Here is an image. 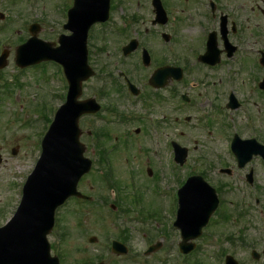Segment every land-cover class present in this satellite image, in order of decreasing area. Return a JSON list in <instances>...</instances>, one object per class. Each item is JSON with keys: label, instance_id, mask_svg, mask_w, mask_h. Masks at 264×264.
Masks as SVG:
<instances>
[{"label": "rangeland", "instance_id": "374dc122", "mask_svg": "<svg viewBox=\"0 0 264 264\" xmlns=\"http://www.w3.org/2000/svg\"><path fill=\"white\" fill-rule=\"evenodd\" d=\"M150 3L151 0H111L110 26L102 28L98 23L92 25L88 37L89 63L97 73L83 83L81 98L94 96L105 106H110L112 111L123 112L124 115L131 116L135 111L146 114L141 104L137 107L131 104L125 106L128 101L124 97L122 81L116 71L121 65L126 66L141 87L147 84L156 66L154 63L151 67H145L134 56L127 59L120 57V43L125 45L131 38H140L154 53H164L161 33L172 34L173 28L171 24L164 28L152 24L154 13ZM70 4V0H0V12L5 15L3 20L0 19V41L5 42V37L10 38L4 44L10 50L8 64L0 70L2 80L7 82L5 87L0 86V225L11 215L9 210L16 207L19 187L15 186V182H23L35 165L36 156L39 155L36 152L40 151L41 139L48 127V118L51 117L50 104L57 102L60 105L63 102L55 96L61 94L63 89L60 67L53 62H43L20 69L15 64V50L17 45L29 37L28 25L34 19L41 20L38 33L41 39L57 41L61 33L69 34L59 22L66 21L64 16ZM166 5L172 25L178 28L177 33H174L175 42L182 50L190 51L195 44L201 42L205 36L203 32L207 29L205 26L211 28L210 31L212 28L218 29V22L213 23L212 19L206 17L205 7L200 0H166ZM222 5L239 19L241 31L232 37V41L243 42L244 61L252 56V46H258L259 42L264 44V0H222ZM104 37H107L105 46ZM239 65L241 69L239 68L237 75L238 84L245 81L247 86L244 95L255 100L257 98L254 93H250L252 83L248 79L258 72H255L250 62L247 65L241 62ZM236 67L238 68V64ZM103 70L114 71L117 77L114 75L112 79H106L107 84H104L106 72ZM218 76L224 84L228 78L224 67L219 69ZM143 89L149 92L147 86ZM106 90V96H102L101 93ZM160 94L163 95V92L160 91ZM177 99L174 100L175 103ZM150 109L151 114L161 121L164 114L169 115L171 121L165 118L160 123V131L151 133L149 123L145 122V126L135 121L122 124L118 114L106 110L103 115L111 117L108 125L112 127L113 135L111 132L112 138L108 141L100 138L97 145L96 139H93V135H88V131L93 126H102L106 133L111 129L103 126L106 124L104 121L93 118L92 122L95 123H92L91 118H81V141L87 147L84 154L93 161V165L91 171L80 178L78 187L85 194L94 196L95 202L78 203L71 200L60 212V228L56 233L55 230L52 231L48 239L51 245H56V250L59 246L57 253L61 252L60 260L64 264L220 263L213 257V243L206 239L207 235L201 240H195L198 245L190 254L179 252L180 231L173 225L177 195L173 190L162 188L161 182L171 188L180 186L186 174L183 172L186 171L184 166L193 158L194 151L189 146L186 163L183 166L174 163L177 166L175 168L170 155V141L176 140L182 145H188L193 142L194 132L188 128V135L192 134L188 137L180 136L181 125L173 121L180 112L174 109V104L160 102ZM221 115L218 117L221 118ZM99 146L107 150V157L112 165L109 168H113L114 177L118 180L116 182L121 186L120 193L119 190L112 191L113 187L106 186L103 178L108 171H100H104L102 165L108 167L109 163L105 160L104 163L97 162ZM12 147L17 148L15 155L11 152ZM223 148L224 146L219 145V150ZM153 149L162 158L154 157ZM31 153L35 154L30 155ZM147 171H152V175H148ZM176 171L183 172L181 180L175 177ZM194 171L195 167L191 173ZM235 185L237 182L233 185L232 192L221 195L225 202L230 198L240 197ZM112 202L117 205L115 210L110 207ZM221 221L220 212L214 214L208 231H228L226 224L220 225ZM206 230L207 228L204 235ZM60 233L63 234L61 240L58 238ZM90 237L96 238L95 241H89ZM114 238L127 240L125 243L130 247L127 254L116 255L111 252L110 244ZM158 241L162 242L160 251L145 253L149 245ZM53 252L56 253L55 250Z\"/></svg>", "mask_w": 264, "mask_h": 264}, {"label": "flooded vegetation", "instance_id": "af4514ba", "mask_svg": "<svg viewBox=\"0 0 264 264\" xmlns=\"http://www.w3.org/2000/svg\"><path fill=\"white\" fill-rule=\"evenodd\" d=\"M209 9L213 18H220L226 12L228 28L232 25L230 14L221 9L218 2L212 4ZM237 27L234 33H229V38L230 34H237L239 26ZM232 43L236 45L234 55L228 57L227 51L222 52L221 62L214 65L199 60V56L205 52V42L197 43L198 46L195 44L190 51L182 50L178 46L181 78L170 80L163 88L156 89L149 81L140 87L134 79V84L141 89L135 96V105L141 104L146 111L160 102L174 104V109L180 112V136L188 137L192 134L188 135V128L194 132L193 142L188 145L194 143L192 146L196 164L195 174L203 176L212 184L218 195L232 192L234 190L232 187L237 182L235 187L240 197L230 198L227 202L224 198L223 204L222 200L220 204L221 219L229 229L223 236L226 249L222 253L223 264L227 255L235 257L237 264H264V157L258 151L259 146L264 145V88L260 86L262 81L264 84V64L260 62L264 44L259 42L256 52L251 54V57L239 61V64L242 62L244 65L250 62L255 72H258L248 79L252 83V87H249L250 93H254L257 98L252 100L251 97L244 95L247 84L243 80L238 84L235 72L227 73L228 78L224 84L219 80L220 67L229 60H235V56L239 54L241 44L233 41ZM218 48L224 49L223 42L218 43ZM163 52L153 51L147 67L154 63L156 65L154 70L169 66L170 48L164 47ZM135 58L141 60L139 49L135 51ZM146 86L149 92L142 90L143 87L146 89ZM231 95L236 98L235 104L230 103ZM176 98L178 101L175 103ZM220 114L221 118L218 117ZM163 117L170 120L169 115L164 114ZM132 119L145 126L144 115H134ZM142 130L146 131L144 128ZM234 141L245 142L248 146L245 155L250 158L243 166L232 149ZM219 145L224 146L223 150H219ZM224 169L228 170L223 171ZM249 188L253 190V194H250Z\"/></svg>", "mask_w": 264, "mask_h": 264}, {"label": "water", "instance_id": "95a60500", "mask_svg": "<svg viewBox=\"0 0 264 264\" xmlns=\"http://www.w3.org/2000/svg\"><path fill=\"white\" fill-rule=\"evenodd\" d=\"M108 8L109 0H75L67 26L74 34L62 40L63 45L56 49L55 54H41L30 59L31 57H27L22 51L23 46L19 48L17 63L21 66L43 58L61 60L69 73L71 89L69 101L61 108L45 139L41 159L26 183L24 200L18 212L7 226L0 229V264H59L57 258L50 256L46 236L54 224L55 209L69 195H80L76 191V184L82 174L90 169L91 162L83 157L84 146L79 142L78 128V119L88 107L78 102L77 97L81 94L82 81L93 73L87 64L88 29L95 21L107 18L108 15L104 13ZM157 10L158 15L164 14L161 6ZM33 31L36 34L38 27L35 26ZM35 40L36 36L29 40L28 45L25 44L27 46L24 49L44 45ZM66 40L70 42L67 52L73 44L71 55L65 56L66 52L61 56L59 51L65 50ZM212 42L214 45V36ZM131 47L127 50H132ZM7 54L0 60L3 61L0 66L6 64L4 59ZM32 55L35 53L31 52L30 56ZM202 183L200 177L191 178L184 186V192H180L178 223L182 225L185 238L188 239L199 234L201 226L207 222L215 208L211 198L213 194L202 189ZM120 245H116L117 250ZM182 245L187 252L193 248L192 244L186 245L185 241Z\"/></svg>", "mask_w": 264, "mask_h": 264}]
</instances>
